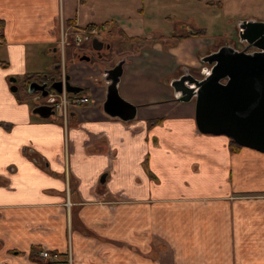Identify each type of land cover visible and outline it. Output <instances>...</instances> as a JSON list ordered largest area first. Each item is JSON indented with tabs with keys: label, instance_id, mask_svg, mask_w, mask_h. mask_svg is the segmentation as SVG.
<instances>
[{
	"label": "crops",
	"instance_id": "crops-1",
	"mask_svg": "<svg viewBox=\"0 0 264 264\" xmlns=\"http://www.w3.org/2000/svg\"><path fill=\"white\" fill-rule=\"evenodd\" d=\"M107 10L0 0V264H264V153H232L227 136L201 133L194 100L171 87L181 70L200 73L213 45L197 35L125 41L116 89L135 113L109 116L100 68L68 49L60 57L67 35L88 24L113 21L107 29L130 37L135 16L120 5L106 20ZM62 69L91 102L66 121L33 114L42 100L25 96L24 78Z\"/></svg>",
	"mask_w": 264,
	"mask_h": 264
},
{
	"label": "water",
	"instance_id": "water-1",
	"mask_svg": "<svg viewBox=\"0 0 264 264\" xmlns=\"http://www.w3.org/2000/svg\"><path fill=\"white\" fill-rule=\"evenodd\" d=\"M239 38L256 49L247 51V48L236 50L221 46L201 58L202 62L211 65L207 75L202 79L183 75L173 80L171 87L179 101L194 100L195 123L201 133L224 135L243 147L264 153V22L242 21ZM255 40L257 42L253 43ZM92 41L99 42L97 38ZM50 81V85L29 82L27 92L39 91L40 96L46 98L48 87L62 91V80L51 78ZM110 81L103 111L125 121L132 119L135 107L119 97L117 79ZM10 82L13 83L10 89L16 91V78ZM64 86L67 92L81 91V87L71 84L68 78L64 79ZM51 101L48 98L45 103L35 106L32 113L42 118L54 115Z\"/></svg>",
	"mask_w": 264,
	"mask_h": 264
},
{
	"label": "rangeland",
	"instance_id": "rangeland-1",
	"mask_svg": "<svg viewBox=\"0 0 264 264\" xmlns=\"http://www.w3.org/2000/svg\"><path fill=\"white\" fill-rule=\"evenodd\" d=\"M84 1L86 2V5L89 8L91 7V10L94 12H101L109 9L105 12L106 20H108L109 17H115L113 15L114 13L116 14L120 12V5L122 7L128 8L127 13H132L135 16L131 17L130 19V26L132 27H128L126 29L128 35L130 36H143L150 38L156 37L157 35H162L164 37H169V33L172 32L178 33L180 31L184 34L187 33L186 28L188 26L193 30H203L204 38L208 40V43L213 45L212 47L214 49L211 50L212 52L216 51V47L221 45V43H232L237 49H242V45L245 44L244 42L241 44V40L239 38L240 23L246 19H255L256 21L264 22V11H259L253 0H221L220 6L207 5L206 0ZM73 2L75 3V1ZM73 2L72 4L75 5ZM140 9L143 11H140ZM139 14H142V16H139ZM101 15L103 14H100L98 18H95V21H100L99 17H101ZM118 31L119 30L116 27L106 29L104 31L95 29L92 33L87 31L84 33H69L66 39L67 43L65 42L64 44V49L62 46L60 47V57H62L63 51V56H67L68 50H71L72 53H74L75 50L78 52L84 51V48H88V39L90 37H94L99 41L108 42L110 44L111 53L107 54V58L110 61L107 60L105 65L110 63L113 64L124 56L123 50L126 49V46H124L125 41L119 38ZM60 45H62V42ZM245 48L248 49L247 51L255 50L249 47ZM38 53L42 54L41 52ZM73 55L76 57L75 54ZM201 55V58L205 56L203 54ZM32 63L35 66L44 67V63L40 61L35 60L32 61ZM201 64L205 67H211L206 62H201ZM19 88L22 90L21 85ZM33 96L36 98L39 96V93H33ZM57 115L58 112H56V114L52 117Z\"/></svg>",
	"mask_w": 264,
	"mask_h": 264
},
{
	"label": "flooded vegetation",
	"instance_id": "flooded-vegetation-1",
	"mask_svg": "<svg viewBox=\"0 0 264 264\" xmlns=\"http://www.w3.org/2000/svg\"><path fill=\"white\" fill-rule=\"evenodd\" d=\"M92 32H94V31H91L90 33H92ZM93 39H94V37H90L88 39V48H84V51H82V52H78L77 50H75L74 53H72V55L75 54L77 59H80V60L82 58L81 61H86V62L90 63L91 66L99 67L102 75H104L107 78V80L110 82L109 84H111L110 79L116 80L118 78L119 74L121 73V69H122L121 66H122V61H123L122 59H124V58L123 57L120 58L119 60H117L113 64L110 63L108 65H105L106 61L108 60L107 54L111 53V51H110L111 46L108 42H103V41L93 43V41H92ZM242 42H244L245 45H242V49H240V50L245 49V47L256 49L252 45L247 44L245 41H241V44H242ZM255 42H257V41L255 40L253 43H255ZM233 46L235 47V45H233ZM246 50H248V49H246ZM73 57H74V55H73ZM76 57H74V58H76ZM108 61H110V60H108ZM209 68H211V67L202 66L201 69L199 70L200 73H198V72L193 73L194 71L186 70V69L181 70L180 73L173 80L179 79L183 75H186V76L192 75L197 79H202L205 75H207V73H209V70H210ZM51 78H54L55 81H59V80H62L63 77H62V75H57V74L56 75L44 74L43 78H40L39 80H34V82H37V83L46 82L47 85H50L51 84V81H50ZM65 78H68L69 82H70L69 75L67 74V72L64 71V79ZM23 84L25 87H22V91H24L25 88L27 87V83L26 84L23 83ZM52 89L53 88L48 87V92ZM35 93H37V94L39 93V96H40L39 91H35ZM78 93H80V91ZM43 101H45V99L42 100V103H43ZM55 114H56V112H55Z\"/></svg>",
	"mask_w": 264,
	"mask_h": 264
},
{
	"label": "built area",
	"instance_id": "built-area-1",
	"mask_svg": "<svg viewBox=\"0 0 264 264\" xmlns=\"http://www.w3.org/2000/svg\"><path fill=\"white\" fill-rule=\"evenodd\" d=\"M63 44V42H62ZM63 48V47H62ZM62 83H63V88L61 92H57L56 90H50L46 96V100L48 98H51L52 101L50 102L52 105V108L55 110V112H58L60 114L61 118L63 121H66L68 118V113L70 110H73L77 108L78 106L88 104L91 102V98L88 95H84L81 93H72V92H67L65 90L64 86V70L62 69ZM36 100H43L45 98L42 97H36ZM45 100V101H46ZM44 102V101H43ZM42 103V101L40 102ZM69 201L67 200L66 202V207L69 208ZM39 257L44 259V260H49V261H56L58 260V254L57 253H50L46 249H42L39 252ZM69 262L71 261V256L69 257Z\"/></svg>",
	"mask_w": 264,
	"mask_h": 264
},
{
	"label": "trees",
	"instance_id": "trees-1",
	"mask_svg": "<svg viewBox=\"0 0 264 264\" xmlns=\"http://www.w3.org/2000/svg\"><path fill=\"white\" fill-rule=\"evenodd\" d=\"M206 4L207 5H217V6H220L221 5V0H206ZM2 21H0V26H1V23ZM115 22L113 21H106V22H103L101 24H88L87 26H85V30L84 31H87V32H91V31H94L95 29L99 30V29H107L109 26L111 25H114ZM106 27V28H105ZM118 34H119V38L121 40H124V41H128V40H138L139 37L137 36H126L124 34V32H122L120 29L118 31ZM193 35H197V36H204V31L203 30H193L190 34H186L184 36H169V37H164V36H158L157 39L163 41L165 39H175V40H178V39H183V38H189ZM3 65H5L6 63L5 62H1ZM44 77V74H31L30 76H26V78H24L25 81H34V80H39L40 78H43ZM25 96H29L31 94H29L27 92V90L25 89ZM157 120H152L151 122L149 123H154L156 122ZM243 146L239 145L238 143H236L234 140L230 139L229 138V149L232 153H237L240 151V149L242 148Z\"/></svg>",
	"mask_w": 264,
	"mask_h": 264
}]
</instances>
